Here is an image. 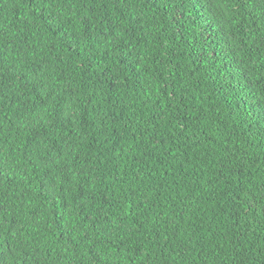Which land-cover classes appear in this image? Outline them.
Masks as SVG:
<instances>
[{
    "label": "trees",
    "instance_id": "obj_1",
    "mask_svg": "<svg viewBox=\"0 0 264 264\" xmlns=\"http://www.w3.org/2000/svg\"><path fill=\"white\" fill-rule=\"evenodd\" d=\"M0 264H264V0H0Z\"/></svg>",
    "mask_w": 264,
    "mask_h": 264
}]
</instances>
